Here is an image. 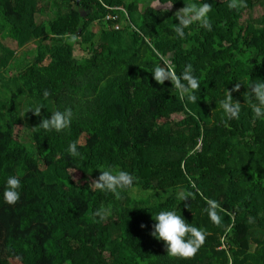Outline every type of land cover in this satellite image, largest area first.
Masks as SVG:
<instances>
[{"label":"trees","instance_id":"16d2710c","mask_svg":"<svg viewBox=\"0 0 264 264\" xmlns=\"http://www.w3.org/2000/svg\"><path fill=\"white\" fill-rule=\"evenodd\" d=\"M174 2L165 12L153 0H0V264H264V119L247 94L264 79V0H207L212 30L193 22L183 38L176 12L204 0ZM28 45L24 68L6 76ZM162 58L177 76L192 66L196 102L154 80ZM227 90L238 118L220 108ZM66 108L69 128L38 127ZM109 166L137 177L133 188L92 186ZM13 175L14 205L3 197ZM161 210L206 231L194 257L168 255L151 235Z\"/></svg>","mask_w":264,"mask_h":264},{"label":"clouds","instance_id":"9594fccd","mask_svg":"<svg viewBox=\"0 0 264 264\" xmlns=\"http://www.w3.org/2000/svg\"><path fill=\"white\" fill-rule=\"evenodd\" d=\"M243 0H230L229 8L238 9L241 7ZM176 2L174 0H153L152 7L158 8L164 6V11L170 10ZM213 11V4L204 0L203 3L185 4V7L178 10L175 14L176 23L175 33L178 37L185 36V29L193 24L198 25L208 31L212 30L213 24L210 13ZM73 39H76L74 36ZM161 64L164 66L162 67ZM152 76L154 80L163 85L165 81H171L179 91L181 100L185 98L196 102L197 97L195 90L200 87L199 79L193 74L191 65H187L183 72L177 76L170 67V61L167 58H162V62L154 67ZM240 83H237L232 91H239ZM232 91L226 92L223 99L220 101V108L224 115L229 119L238 118L242 105L235 100ZM253 99L251 103L252 111L255 113L257 119H264V79L253 80L248 93ZM50 95L48 91L44 92L47 98ZM41 107L33 106L29 112H34L36 116H40ZM73 110L66 108L63 111L56 110L48 118H44L42 123L38 126L45 131L62 132L69 128L73 120ZM79 141H73L68 145L67 151L72 157H80L81 153L78 151ZM137 181L132 173L125 170H113L111 166L107 170L101 171V175L92 184L97 189L108 191L119 196L121 189H132ZM21 180L16 176H9L6 180L5 190L3 192L4 200L8 204H16L21 198ZM193 196V192L187 191L182 187L177 191V198L186 202ZM208 212L213 222L219 223L220 217L217 214L216 201H208ZM187 206V205H185ZM95 215L101 220L105 219L108 215V210L101 207L97 209ZM155 221L151 235L163 241L166 245L168 255L188 259L194 257L206 239V231L202 228L194 226L193 223H188L185 217L177 210H161L157 214L152 215ZM144 227V226H142Z\"/></svg>","mask_w":264,"mask_h":264},{"label":"rangeland","instance_id":"374dc122","mask_svg":"<svg viewBox=\"0 0 264 264\" xmlns=\"http://www.w3.org/2000/svg\"><path fill=\"white\" fill-rule=\"evenodd\" d=\"M31 46H32V45H30V46L28 45L26 48L21 49V50L18 51L17 56H16V61H14V62L12 63L11 67L9 68L8 74H7L6 76H13V75H15L20 69H23V68H24V64H25L26 62L23 63L22 60H23V59H27V60H29L30 56L26 57V56H25V53H27V52L29 51V49H30ZM77 53H80V52L77 51ZM81 55H82V54H81ZM182 117H183V116H181V115H176V116L174 117V119H175V120H180V119H182ZM29 140H30V139H29L28 134L25 133L22 142H23V143H28Z\"/></svg>","mask_w":264,"mask_h":264},{"label":"built area","instance_id":"2783aa9c","mask_svg":"<svg viewBox=\"0 0 264 264\" xmlns=\"http://www.w3.org/2000/svg\"><path fill=\"white\" fill-rule=\"evenodd\" d=\"M108 18H110V17H108Z\"/></svg>","mask_w":264,"mask_h":264}]
</instances>
